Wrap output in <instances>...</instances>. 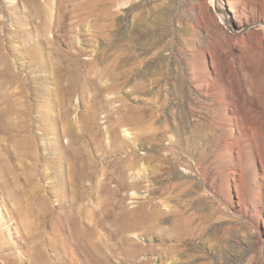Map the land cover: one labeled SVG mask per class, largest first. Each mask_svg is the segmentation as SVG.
Listing matches in <instances>:
<instances>
[{
	"label": "rangeland",
	"instance_id": "1",
	"mask_svg": "<svg viewBox=\"0 0 264 264\" xmlns=\"http://www.w3.org/2000/svg\"><path fill=\"white\" fill-rule=\"evenodd\" d=\"M75 197L107 264H264V0H0V264Z\"/></svg>",
	"mask_w": 264,
	"mask_h": 264
},
{
	"label": "bare ground",
	"instance_id": "2",
	"mask_svg": "<svg viewBox=\"0 0 264 264\" xmlns=\"http://www.w3.org/2000/svg\"><path fill=\"white\" fill-rule=\"evenodd\" d=\"M54 144L56 150L60 152L56 159L58 163H61L60 156L65 154L67 149L61 145L59 137L56 138ZM55 172L59 176L60 168ZM75 176L79 178L87 176L84 165L78 166ZM78 200L75 197L67 204L59 202L57 205L54 227L58 240V264H107V259L102 255L99 244L100 232L104 231L105 219L113 217L118 220L121 224L122 235L137 233L141 229V220H136L131 212L117 213L109 208L103 209L102 212L92 211L91 215L84 218L82 212L78 210ZM48 220L46 215L47 223ZM132 251L134 255L139 252Z\"/></svg>",
	"mask_w": 264,
	"mask_h": 264
}]
</instances>
